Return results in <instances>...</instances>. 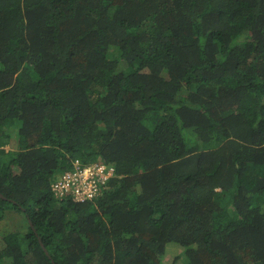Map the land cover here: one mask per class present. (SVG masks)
Listing matches in <instances>:
<instances>
[{
  "label": "trees",
  "instance_id": "trees-1",
  "mask_svg": "<svg viewBox=\"0 0 264 264\" xmlns=\"http://www.w3.org/2000/svg\"><path fill=\"white\" fill-rule=\"evenodd\" d=\"M74 159L120 178L57 201ZM3 223L0 264H264V0H0Z\"/></svg>",
  "mask_w": 264,
  "mask_h": 264
},
{
  "label": "built area",
  "instance_id": "built-area-1",
  "mask_svg": "<svg viewBox=\"0 0 264 264\" xmlns=\"http://www.w3.org/2000/svg\"><path fill=\"white\" fill-rule=\"evenodd\" d=\"M102 182V166L77 164L53 184V190L56 195H71L75 200L82 202L87 199L85 193L94 191Z\"/></svg>",
  "mask_w": 264,
  "mask_h": 264
},
{
  "label": "clouds",
  "instance_id": "clouds-1",
  "mask_svg": "<svg viewBox=\"0 0 264 264\" xmlns=\"http://www.w3.org/2000/svg\"><path fill=\"white\" fill-rule=\"evenodd\" d=\"M6 147H7V145L5 147H3V149L5 150ZM10 149H7L5 151H8ZM76 163L78 165H82V166H92V165H100V166H102V178H103V182L102 183H99L97 185V188L94 191H92V192L87 191L85 193L87 199L84 200V201H82V202H79V201L75 200L71 195H62V196L56 195V193L53 190V184H55V183H52L51 186H50V193H51L52 197L55 200H57V201L66 200V201H70L71 203H74V204H84V203H86L89 200H95V199H97L101 195L102 191L107 187V185L109 184V182L111 180H113L115 178H117V179L120 178V176H118L116 174L115 168H114L113 165H108V164L103 163L101 161H95V162L90 161L88 163H82L81 159H74V160L71 161V167H70L71 170H73V167L75 165H77Z\"/></svg>",
  "mask_w": 264,
  "mask_h": 264
},
{
  "label": "rangeland",
  "instance_id": "rangeland-1",
  "mask_svg": "<svg viewBox=\"0 0 264 264\" xmlns=\"http://www.w3.org/2000/svg\"><path fill=\"white\" fill-rule=\"evenodd\" d=\"M10 149V146H7L5 150ZM205 216H203V221H205ZM15 229L12 228V226L10 225V223L6 224H0V237H2V235H4V233L6 232H13ZM182 231V229H181ZM2 240L0 239V247ZM184 250L182 249V247H180V245H178L177 243H168L165 246V251L163 254V263L162 264H169L170 262L173 261V259L176 256H179V259L184 262L185 261V257H184Z\"/></svg>",
  "mask_w": 264,
  "mask_h": 264
}]
</instances>
